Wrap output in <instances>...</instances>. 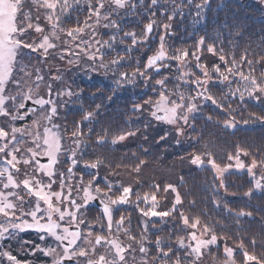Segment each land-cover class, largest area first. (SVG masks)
<instances>
[{"label":"snow or ice","instance_id":"6c2138e0","mask_svg":"<svg viewBox=\"0 0 264 264\" xmlns=\"http://www.w3.org/2000/svg\"><path fill=\"white\" fill-rule=\"evenodd\" d=\"M193 8L192 24L206 25L210 0H0V264H33L6 242L19 243L32 257L42 254L51 264H201L221 244L223 264H264V251H255L264 249V242L237 236L239 243L229 246L228 238L217 234L223 224L202 219L208 217L204 209L193 214L196 202H186L180 190L183 177L146 182L140 178L146 162L136 153L121 158L135 163L115 167L96 154V149L126 146L140 136L147 143L145 134L154 125L162 134L152 146L171 142L182 149L188 131H197L196 121H213L204 115L209 106L230 116L223 121L225 129L264 125V114L241 115L239 121L235 115L249 103L264 113V41L259 51L240 50L237 33L197 35L194 27L188 37L192 45L175 47L177 17L183 21ZM129 13L142 26L140 32L125 31ZM128 39L131 43L125 44ZM77 71L89 81L97 75L110 80L111 95L104 87L88 92L91 103L85 109V90L70 80ZM129 88L139 90L127 109L135 116L124 121V128L105 127V108ZM70 105H77L79 119L69 125L65 116L61 123V112ZM141 123L142 130L135 127ZM201 138L190 137L189 146ZM202 147L181 161L213 172V208L237 221L255 219L223 202L236 195L228 192L224 177L233 168L246 171L252 186L243 196L251 199L259 190L264 197V149L235 145L221 167L210 143ZM149 153L150 148L143 149ZM146 183L149 191L141 194ZM260 222L264 225V217ZM164 228L169 229L166 236L156 235ZM29 232L40 242L20 240Z\"/></svg>","mask_w":264,"mask_h":264},{"label":"trees","instance_id":"16d2710c","mask_svg":"<svg viewBox=\"0 0 264 264\" xmlns=\"http://www.w3.org/2000/svg\"><path fill=\"white\" fill-rule=\"evenodd\" d=\"M196 3H199L200 0H195ZM222 5H217L215 0H210L211 10L207 13L208 23L203 24H192V16L194 15V8L192 15H186L183 21L178 18L176 21V26H179L177 29L180 30L183 35L186 36V33H191L194 30L198 35H203L205 31L210 34H215L217 31L222 33V38H228V31H233L237 33L236 40L234 42L239 44L240 50L245 47H249L250 50H260L262 41H264V11L246 5L244 7H239L233 0H221ZM126 20V18H125ZM227 24V27H222V25ZM69 27L72 25L69 24ZM243 32V36L238 35L239 32ZM173 41L180 45V47L190 46L193 43V40L186 37L182 39L174 38ZM133 56H140L141 52H133ZM258 58V57H257ZM135 64L133 63V68ZM131 71L132 69H127ZM257 75H260V71L257 70ZM97 80H93L90 83L83 84L82 87L85 88V98H84V107L88 108V104L91 103L87 99L88 92H94L97 88L104 87L105 94L106 86L110 82L106 80L102 81L99 77H96ZM108 80V79H107ZM94 85V86H92ZM139 90L127 89L123 90L114 100L106 107V114L101 117L104 125L107 123L108 119H104L105 116H116V120L120 125L121 115H129L131 112L127 111L128 107L131 106L133 100L137 97L134 95V92ZM217 97L221 95L219 88H213L211 90ZM96 102H100L97 100ZM232 107H237L236 104H233ZM246 111L240 112L236 115L237 121L240 120V116L243 115L245 119L248 118L249 113L264 114L261 113L258 107H254L251 103L247 104ZM205 116H212V122H206L205 119L201 118L196 121V132L188 131L185 139V146L182 149H177L169 144H160L158 147L152 146V140L158 139V134L160 132V126L154 125L153 129L146 133L148 136V142H144L143 136H140L137 139L130 140L125 142L126 146L108 148H99L96 149V154L106 157L107 161L113 162L112 166L115 167L116 164H126L132 165L135 161L131 159L122 160L123 155H130L131 153H136L140 159L146 162L145 166L141 169V179L146 182H164L176 181L180 177H183L185 183L180 186L182 195L185 196L187 201H195L196 207L192 209L193 214H198L201 209H204L208 212V217H203L202 219H209L213 221H218L224 225L223 228H217V234L228 238L230 244H238L239 241L236 239L237 236H247L248 238H255L259 243L264 242V225L261 224V217H264V212L257 211L258 207H264V197L260 195L259 192L251 199L244 197L243 193L246 192L252 185L250 183L251 177L247 173H236L230 172L225 175V182L229 185L228 192L235 193V196H229L223 201L227 204L229 208H232L234 211L244 210L246 212H251L253 214L252 218L243 217L237 221L235 216H230L227 213L217 211L213 208L211 204V199L215 195L211 190V185L214 180L213 172L208 169H194L190 168L187 162H182L181 157L185 156L188 153L192 152H201L203 151V145L209 144L212 148L213 153L217 156V163L222 165L228 162L226 156L228 153L234 151V146L239 145L243 148H251L252 151H255L258 147L264 149V125H261L259 122H250L248 125L240 123L239 127L235 130L225 129L222 124L223 121L230 118L228 115H224L220 112H214L212 107L209 106L203 109ZM114 112V113H113ZM132 117H134L133 113ZM67 122L71 125L73 118L79 119V116L76 115L75 110H66ZM215 121H220V124L215 123ZM135 127L142 130V123L136 124ZM166 127V126H165ZM100 129V126L97 125V129ZM234 133V134H233ZM200 136V144H193L191 147L188 144L190 137ZM150 153L148 155L143 154V149H149ZM116 149H120L121 155L114 156L118 153ZM89 157H86V159ZM94 159L95 157H91ZM122 174L125 179H130L127 176V170L121 169ZM141 194L145 191H149L147 183L142 189H140ZM224 190H220V194L223 195ZM219 199V197H216ZM94 206V205H93ZM95 207V206H94ZM131 212V209H128ZM133 226L135 225V213H132ZM240 225L241 227H237ZM159 226V225H158ZM169 229L164 228L162 232L156 233V235L166 236ZM178 234V233H177ZM27 239L31 241L29 235H25ZM154 239V237H153ZM174 240V237H173ZM13 249V248H12ZM252 251V249H249ZM257 253L264 251L259 246L255 249ZM13 253H19L20 258L22 259H32V256L27 255L26 251L16 252L13 249ZM216 257L219 254H215ZM37 260H41V256L38 254Z\"/></svg>","mask_w":264,"mask_h":264},{"label":"rangeland","instance_id":"374dc122","mask_svg":"<svg viewBox=\"0 0 264 264\" xmlns=\"http://www.w3.org/2000/svg\"><path fill=\"white\" fill-rule=\"evenodd\" d=\"M258 9V8H257ZM259 9H261V8H259ZM261 10H263L264 11V9H261ZM178 18L179 17H177V20H178ZM262 18H264V15L262 16ZM145 23H147V20H145L144 21ZM124 23H125V31H136V32H140L141 31V29H142V26L140 25V24H138L137 22H136V17L135 16H133L131 13H129L128 14V16L126 17V20H124ZM179 26H176V24H175V27H174V31L176 32V36H175V38H181L182 39V37H184V39H186V37H189L190 35H191V33H186V36L185 35H183L182 37L180 36L181 34H182V32H181V29L180 30H178L177 28H178ZM198 35V34H197ZM108 37L107 36H104V39H107ZM124 43L125 44H130L131 43V40L130 39H128V40H125L124 41ZM171 43L175 46V47H180V45H178L177 43H175L173 40L171 41ZM146 54H151V53H146ZM70 75V80L71 79H74L75 81H76V83L77 84H79V83H81V82H85V84L87 85V83H90L91 81H89L86 77H84L83 76V74L82 73H80V72H74V73H70L69 74ZM96 77H99L102 81H104V80H106L107 82H110L108 85H110L111 84V81L110 80H107L106 78H104L103 76H100V75H97ZM95 77V79L94 80H97V78ZM93 81V80H92ZM70 82V81H69ZM80 85V87L81 88H83L84 90H85V88L84 87H82V85L83 84H79ZM73 87L75 88V85H73ZM169 87H172V85H169ZM123 91V90H122ZM122 91H119L118 92V94H120ZM106 93H107V95H111V91L108 89V88H106ZM118 94L116 95V96H118ZM97 103H99V102H97ZM76 107H77V105H70V107H69V109L67 110V111H72V110H75L76 109ZM131 107V106H130ZM130 107H128V109L130 108ZM107 110H106V108H105V110H104V112L102 113V117L104 116V115H108V114H106L105 112H106ZM114 113V112H113ZM133 115L135 116V114L133 113ZM66 116V111L65 110H62V112H61V123H63L64 122V120H63V118ZM121 120H120V125H119V123H118V121L116 120V116H113V115H110V116H105L104 117V119H108V121H107V123L104 125L105 127H111L112 129H116L117 127H119V128H124V127H126V125L124 124V121L125 120H127L129 117H132V114L130 113L129 115H121ZM69 123V122H68ZM230 130H233V129H231V128H229ZM100 129L98 128L97 129V131H99ZM127 142V141H126ZM111 146V145H110ZM109 146V147H110ZM113 147H115V146H113ZM116 151L118 152L115 156H114V158H116V156H118V155H121L122 153H120L119 151H120V149H116ZM123 155V154H122ZM123 156H125V155H123ZM88 159V158H87ZM228 163V162H227ZM227 163H225V164H222L221 165V167H223V166H225ZM233 163H234V161H233ZM64 167H67V165H64ZM230 172H236V173H247L246 171H241V170H237V169H235V168H233L232 170H230ZM229 172V173H230ZM227 174V173H226ZM225 174V175H226ZM248 174V173H247ZM249 175V174H248ZM250 176V175H249ZM251 177V176H250ZM256 179H259V174L257 175V177H256ZM257 192H259L260 193V191L259 190H257ZM94 207V206H93ZM121 211H123V209L121 210ZM119 214H117V216H118ZM135 221V223H136V220H134ZM135 226V225H134ZM29 233H31V232H29ZM29 233H25V234H22L21 235V237H20V240H29V239H27L26 237H25V235H28ZM33 233V232H32ZM184 235V233H178L177 234V236H183ZM198 235H199V233H198ZM176 239V237H174V240ZM32 241H34L35 243H39L40 241L37 239V237H36V235H35V233H34V235H33V240ZM7 243H11V246H12V248L13 249H15L16 250V252H19V251H21V245L19 244V243H17V242H6V244ZM49 243H51V241H49ZM229 246H234V244H230L229 243ZM223 247H224V245L223 244H221L220 246H219V248H217L216 246H213L212 247V249H211V251H210V254H206L203 258H202V260H201V264H223V262H224V259H225V257H224V252H223ZM25 248H27V246L25 245ZM215 254H219V256L218 257H216V255ZM40 255V254H39ZM41 256H43L42 254H41ZM43 257H45V256H43ZM46 258V260H44L43 262V264H51V260H50V258H47V257H45Z\"/></svg>","mask_w":264,"mask_h":264},{"label":"flooded vegetation","instance_id":"af4514ba","mask_svg":"<svg viewBox=\"0 0 264 264\" xmlns=\"http://www.w3.org/2000/svg\"><path fill=\"white\" fill-rule=\"evenodd\" d=\"M215 1L217 2V5H219V4L222 5L221 0H215ZM233 1L237 4V6H239L241 8L246 6V5H250L252 7L264 9V3H262L261 0H233ZM28 235L32 241L34 233L31 232ZM40 256H41V254H40ZM38 257L39 256L36 255L35 257H32V259H30L33 261V264H43L44 263L43 261L46 260V258L43 256H41L42 257L41 260H37Z\"/></svg>","mask_w":264,"mask_h":264}]
</instances>
